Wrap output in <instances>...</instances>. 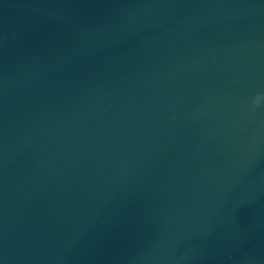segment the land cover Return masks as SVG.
<instances>
[{
    "label": "water",
    "instance_id": "1",
    "mask_svg": "<svg viewBox=\"0 0 264 264\" xmlns=\"http://www.w3.org/2000/svg\"><path fill=\"white\" fill-rule=\"evenodd\" d=\"M0 264H264V0H0Z\"/></svg>",
    "mask_w": 264,
    "mask_h": 264
}]
</instances>
